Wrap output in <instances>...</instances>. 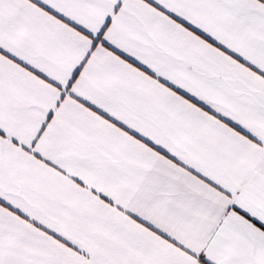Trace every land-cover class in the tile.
I'll list each match as a JSON object with an SVG mask.
<instances>
[{"label": "snow or ice", "instance_id": "6c2138e0", "mask_svg": "<svg viewBox=\"0 0 264 264\" xmlns=\"http://www.w3.org/2000/svg\"><path fill=\"white\" fill-rule=\"evenodd\" d=\"M0 264H264V0H0Z\"/></svg>", "mask_w": 264, "mask_h": 264}]
</instances>
